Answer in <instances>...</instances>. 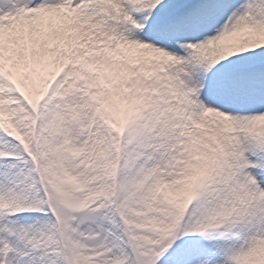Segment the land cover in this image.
Here are the masks:
<instances>
[{
    "label": "snow or ice",
    "instance_id": "snow-or-ice-1",
    "mask_svg": "<svg viewBox=\"0 0 264 264\" xmlns=\"http://www.w3.org/2000/svg\"><path fill=\"white\" fill-rule=\"evenodd\" d=\"M0 264H264V0H0Z\"/></svg>",
    "mask_w": 264,
    "mask_h": 264
}]
</instances>
